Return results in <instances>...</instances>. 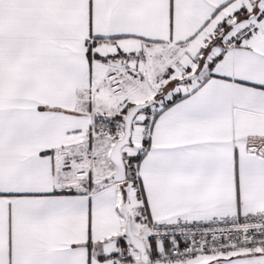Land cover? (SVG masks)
I'll list each match as a JSON object with an SVG mask.
<instances>
[{"label": "snow or ice", "instance_id": "obj_1", "mask_svg": "<svg viewBox=\"0 0 264 264\" xmlns=\"http://www.w3.org/2000/svg\"><path fill=\"white\" fill-rule=\"evenodd\" d=\"M0 264H264V0H0Z\"/></svg>", "mask_w": 264, "mask_h": 264}]
</instances>
